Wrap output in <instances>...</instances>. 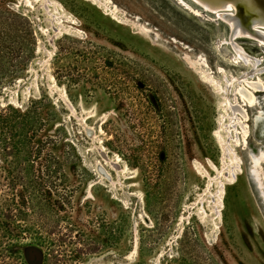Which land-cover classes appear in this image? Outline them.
Here are the masks:
<instances>
[{"label":"rangeland","instance_id":"1","mask_svg":"<svg viewBox=\"0 0 264 264\" xmlns=\"http://www.w3.org/2000/svg\"><path fill=\"white\" fill-rule=\"evenodd\" d=\"M110 1L0 0V264H264V45Z\"/></svg>","mask_w":264,"mask_h":264},{"label":"bare ground","instance_id":"2","mask_svg":"<svg viewBox=\"0 0 264 264\" xmlns=\"http://www.w3.org/2000/svg\"><path fill=\"white\" fill-rule=\"evenodd\" d=\"M190 1H192L193 3H195L196 5H198L199 7H201L202 9L206 10L209 13H220V11L230 7L231 3L234 4V6H236L235 11L232 10L233 13L230 16L226 15L229 24L232 26V31H231L232 34L233 35H242L243 34V35H247V36L256 38L257 41H259L261 44L264 45V32L263 31H259V30H257L255 28L256 25H262V26H260L261 29L264 28V0H190ZM103 2L106 3V4L111 3L110 0H103ZM181 2H183V1H181ZM249 4L252 7L248 6ZM112 8H113L114 11L117 10V6L116 5H112ZM231 32H230V34H231ZM243 37H245V36H243ZM247 39H249V37ZM240 49H241V47H240ZM240 51H242V50H240ZM242 52H244V51H242ZM248 79H250V78H248ZM260 83H262V82H260ZM257 85H258V82H257ZM257 85L256 86L254 85V86L257 87V88L260 87V89H261V87H263L262 85L259 86V87ZM257 88H254V89H257ZM260 89H257V90H260ZM239 90L240 89L238 88V91ZM243 93L245 94V92H241L240 93V99H242V101H243V98H244L247 101L248 104H246L245 101H243L245 103H243V104L241 103L240 104V107L243 109V111L240 113L241 115L238 117V121L239 120H244V119L247 118V113H246L244 107H245V105L246 106L251 105L253 103V98H254V96L250 93V91H249V93L247 92L249 95L245 94V95H247L246 98H245V95ZM235 98L237 99V102H238L239 97H238L237 93H236V97ZM231 105H232V103H231ZM233 118L234 117L231 118V122H232ZM235 120H237V119H235ZM233 122H234V120H233ZM234 123H236V121ZM241 123H242V121L240 122V124ZM246 130H245V128L242 130L243 140H244V137L246 135ZM254 161H251L253 165H254Z\"/></svg>","mask_w":264,"mask_h":264},{"label":"trees","instance_id":"3","mask_svg":"<svg viewBox=\"0 0 264 264\" xmlns=\"http://www.w3.org/2000/svg\"><path fill=\"white\" fill-rule=\"evenodd\" d=\"M12 24H13V23H12ZM12 24H9V26L12 25ZM10 27H11V26H10ZM107 60H108V59H107ZM108 61H109V60H108Z\"/></svg>","mask_w":264,"mask_h":264}]
</instances>
